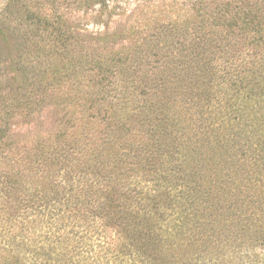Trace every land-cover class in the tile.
<instances>
[{"label":"trees","instance_id":"obj_1","mask_svg":"<svg viewBox=\"0 0 264 264\" xmlns=\"http://www.w3.org/2000/svg\"><path fill=\"white\" fill-rule=\"evenodd\" d=\"M60 2L0 0V264H264V0Z\"/></svg>","mask_w":264,"mask_h":264},{"label":"rangeland","instance_id":"obj_2","mask_svg":"<svg viewBox=\"0 0 264 264\" xmlns=\"http://www.w3.org/2000/svg\"><path fill=\"white\" fill-rule=\"evenodd\" d=\"M61 1L59 13L63 18L73 24L80 33H96L104 30V25L109 30H116L124 25L134 23L138 18L145 16H157L164 18L167 14L176 16L179 11L172 10L170 6L181 7L182 4L190 0H104L108 10L101 14L100 19L97 15L99 5H88L87 0H58ZM56 119L55 112L50 110L43 113L36 122H41L44 130L53 127ZM34 125L19 126L13 129L18 135L28 134L33 131Z\"/></svg>","mask_w":264,"mask_h":264}]
</instances>
